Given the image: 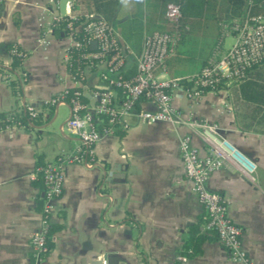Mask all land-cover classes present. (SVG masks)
I'll return each mask as SVG.
<instances>
[{"label":"crops","instance_id":"1","mask_svg":"<svg viewBox=\"0 0 264 264\" xmlns=\"http://www.w3.org/2000/svg\"><path fill=\"white\" fill-rule=\"evenodd\" d=\"M69 1L0 0V65L5 67L0 70V113H28L30 104L39 108L34 119L28 113L27 125L0 129V264L33 263L31 236L39 227L44 185L31 173L54 162L63 167L64 191L54 201L44 264H103L104 259L108 264H264V133L238 126L228 88L209 90L197 100L174 89L172 100L184 118L218 123L225 137L257 164L255 182L228 167L214 171L207 182L210 190L224 195L229 216L242 228L248 262L232 261L217 236L203 229L205 212L185 175L180 138L191 134L201 155L208 148L186 125L150 123L131 115L126 117L128 129L104 135L93 146L94 165L75 158L81 141L66 125L70 106L49 102L72 84L67 57L72 39L53 29L48 45L39 40L40 19L48 25L55 15L69 14ZM103 1L120 39L137 54L146 35L169 28L163 0ZM91 2L79 0L75 12L105 16L88 11ZM213 8L205 4L202 15H210ZM195 20L193 31L179 41L168 71H156L159 77H193L206 63L214 34H204L211 26L208 19ZM12 43L26 52L17 69L8 67ZM135 64L130 56L126 72L135 74ZM104 69V64L84 67L83 90L92 106L97 102L92 92L102 85ZM20 72L26 73L24 79ZM12 80L18 92L10 86ZM138 108L154 105L145 101ZM197 223L210 237L201 243L200 253L186 257L181 250ZM180 255L186 259L180 260Z\"/></svg>","mask_w":264,"mask_h":264},{"label":"built area","instance_id":"2","mask_svg":"<svg viewBox=\"0 0 264 264\" xmlns=\"http://www.w3.org/2000/svg\"><path fill=\"white\" fill-rule=\"evenodd\" d=\"M78 3L79 0H70L71 12L55 15L48 25H44L40 19L42 35L39 39L41 44L48 45L50 41L47 35L64 25L72 39L68 49V65L73 59V49L80 50L79 59H83V63L70 68L71 86L65 87L49 101L51 104L68 103L70 106L66 125L81 141L80 151L75 158L84 160L88 166L94 165L93 146L104 135L114 134L118 129H128L131 123L126 117L131 115L150 123L168 121L173 125H186L200 135L208 148V153L201 155L192 144L191 134H184L180 138L185 175L205 212L203 229L216 234L232 261L248 262L242 228L229 216L224 195L210 190L207 182L211 174L221 167L235 169L249 181L255 182L257 164L225 137L218 123L193 116L184 118L177 112L172 91L181 89L188 98L197 100L209 90L238 83L251 65L264 59V12L236 18L230 25L225 24L223 36L233 34V43L229 47L218 43L200 72L193 77L161 78L156 71H168V60L175 55L182 38L181 0L166 3L165 18L169 28L146 35L138 54L120 39L117 29L101 14L85 13L82 20L75 24L78 20L75 12ZM261 6L264 10V0ZM75 31H81L84 39L77 38ZM92 40L97 42L95 48L87 45H91ZM9 53L12 59L13 55L21 60L26 56V52L17 46L12 47ZM130 56L135 58L136 71L127 76L125 72ZM101 64L105 65L100 73L103 83L93 89L92 96L97 98V102L92 106L83 90L84 67H98ZM8 67L18 68L12 62L8 63ZM20 73V79H24L26 73ZM184 80L190 81V85L183 84ZM118 89L122 91L121 94ZM145 101L152 103L154 109L138 108ZM26 109L32 119L38 116V107L30 104ZM31 178L42 179L44 185L39 227L31 236L32 264H44L50 251L51 218L56 208L54 201L64 191V170L56 162L40 165L31 173ZM179 259L185 260L186 257L180 255ZM103 264H108L106 259Z\"/></svg>","mask_w":264,"mask_h":264},{"label":"trees","instance_id":"3","mask_svg":"<svg viewBox=\"0 0 264 264\" xmlns=\"http://www.w3.org/2000/svg\"><path fill=\"white\" fill-rule=\"evenodd\" d=\"M163 1L166 6V3L169 0ZM262 1L263 0H215L214 2H211L210 0H200L196 2H189V0H181V39L183 40L188 33L193 31V27L195 26L194 23H196L195 19H208L209 24H211V26L214 28V44L211 49L212 51L214 47L218 43H220L221 38H223L224 25H230L232 21L236 18H243L256 13H263L264 10L261 6ZM103 2V0H92V7L89 8L88 11L97 10L105 12L103 6L105 3ZM205 4H208L210 6L212 5V7H214L212 9V13H210V15L208 16L202 15V10ZM195 7L196 9L198 8L197 12L193 11ZM76 14L78 16V20H76L74 23L78 24L82 20L85 12H76ZM104 14L106 18L110 21L111 15L107 12H105ZM186 26H188L189 28ZM63 27L64 25H61L60 27L55 28V31L67 34V29H64ZM159 30L164 31L167 29L160 28ZM75 35L79 39H84V36L81 31H75ZM87 45L88 47L91 46L90 44ZM178 45L176 48V52L178 50ZM14 46H17L19 48L17 44L12 43L8 45V50L10 51L11 48ZM72 53L73 59L70 62L71 65L69 64V68L74 69L78 63H83V59H79L80 50L73 49ZM174 56H172L168 60V62ZM12 63L15 66H19V64L21 63V58L17 57L16 55H13ZM3 69H5V67L0 65V70ZM125 73V75L131 76L133 75L134 71L129 70ZM190 83L191 82L188 80L183 81V84L186 85H190ZM9 84L14 92H18L19 87L16 81L12 80ZM223 87L229 89L230 93L228 98L233 106L238 126L246 131L264 133V59L251 65L246 70L244 76L238 83H232L231 85L226 84L223 85ZM118 93L121 94L122 91L118 89ZM11 124L27 125L28 113H24L23 111L12 114L0 113V129L8 127ZM209 237V235H206V233L201 230L200 223L193 225L190 230V235L186 239L182 247L181 253L186 257H192L200 253L201 243Z\"/></svg>","mask_w":264,"mask_h":264},{"label":"rangeland","instance_id":"4","mask_svg":"<svg viewBox=\"0 0 264 264\" xmlns=\"http://www.w3.org/2000/svg\"><path fill=\"white\" fill-rule=\"evenodd\" d=\"M194 34L195 33H199V30H197V31H194L193 32ZM206 36H211V35H213L214 34V28L212 27V26H209L208 27V31L207 32H205L204 33ZM194 37V36H193ZM193 39H195V41H196V38L194 37ZM224 43H223V45L224 46H226V47H229L232 43H233V41H234V36H233V34H227V35H225L224 36ZM204 44V43H203Z\"/></svg>","mask_w":264,"mask_h":264},{"label":"water","instance_id":"5","mask_svg":"<svg viewBox=\"0 0 264 264\" xmlns=\"http://www.w3.org/2000/svg\"><path fill=\"white\" fill-rule=\"evenodd\" d=\"M96 45H97V42H96L95 40H92V41H91V46H92L93 48H95ZM85 95H86V94H85ZM86 96L90 98V96H88V95H86Z\"/></svg>","mask_w":264,"mask_h":264}]
</instances>
